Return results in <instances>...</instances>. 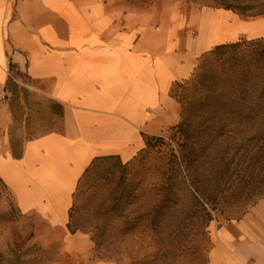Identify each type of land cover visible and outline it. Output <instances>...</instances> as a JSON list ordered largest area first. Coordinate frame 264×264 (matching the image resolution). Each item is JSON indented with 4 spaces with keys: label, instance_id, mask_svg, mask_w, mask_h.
<instances>
[{
    "label": "crops",
    "instance_id": "crops-1",
    "mask_svg": "<svg viewBox=\"0 0 264 264\" xmlns=\"http://www.w3.org/2000/svg\"><path fill=\"white\" fill-rule=\"evenodd\" d=\"M262 27L264 16L244 19L225 9L183 16L175 1L0 0V93L13 65L62 112L59 130L16 149L4 133L10 119L0 104V181L35 232L63 235L66 248L87 243L67 225L92 160L129 162L146 137L176 127L181 105L174 84L188 79L212 47L238 35L264 37ZM238 235L254 242L247 255ZM263 243L264 199L219 232L209 264H264Z\"/></svg>",
    "mask_w": 264,
    "mask_h": 264
},
{
    "label": "rangeland",
    "instance_id": "rangeland-1",
    "mask_svg": "<svg viewBox=\"0 0 264 264\" xmlns=\"http://www.w3.org/2000/svg\"><path fill=\"white\" fill-rule=\"evenodd\" d=\"M127 1H175L187 17L222 9L212 0ZM250 39L264 37H237ZM10 76L0 104L10 119L4 133L19 149L24 140L59 130L61 108L24 73L13 69ZM176 94L184 98L179 89ZM187 119L194 135L203 120L190 114ZM160 138L129 162L100 161L76 187L67 229L87 245L66 248L63 235L37 234L32 218L18 211L0 181V264H209L219 232L235 227L264 199V139H250L235 156L232 152L226 172L215 181L213 200L206 203L177 164L181 136L171 129ZM167 198L173 205L166 211ZM237 239L250 253L254 242L240 235Z\"/></svg>",
    "mask_w": 264,
    "mask_h": 264
},
{
    "label": "trees",
    "instance_id": "trees-1",
    "mask_svg": "<svg viewBox=\"0 0 264 264\" xmlns=\"http://www.w3.org/2000/svg\"><path fill=\"white\" fill-rule=\"evenodd\" d=\"M212 1L241 18L264 15V0ZM258 2L262 4L257 5ZM13 69L10 65V72ZM10 79L11 76L8 82ZM177 89L184 98L176 94ZM171 93L181 105V121L172 128L181 136L177 164L188 175L194 192L211 203L215 181L226 172L232 152L235 156L250 139H264V39L237 40L212 47L199 58L188 79L174 84ZM189 114L203 120L194 135L187 128ZM161 140L146 137L142 151ZM111 159L119 160L112 156L93 159L77 187L97 163ZM169 201H164L166 211L173 205Z\"/></svg>",
    "mask_w": 264,
    "mask_h": 264
},
{
    "label": "bare ground",
    "instance_id": "bare-ground-1",
    "mask_svg": "<svg viewBox=\"0 0 264 264\" xmlns=\"http://www.w3.org/2000/svg\"><path fill=\"white\" fill-rule=\"evenodd\" d=\"M260 30H261V32H264V27H262Z\"/></svg>",
    "mask_w": 264,
    "mask_h": 264
}]
</instances>
